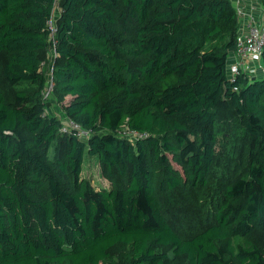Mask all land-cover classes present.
Segmentation results:
<instances>
[{"label":"trees","instance_id":"1","mask_svg":"<svg viewBox=\"0 0 264 264\" xmlns=\"http://www.w3.org/2000/svg\"><path fill=\"white\" fill-rule=\"evenodd\" d=\"M238 22L231 0H0V264H116L118 247L124 264H264V46L263 75L231 82ZM220 109L245 170L213 186ZM85 148L109 187L82 176ZM187 188L208 208L185 234L161 195Z\"/></svg>","mask_w":264,"mask_h":264},{"label":"rangeland","instance_id":"2","mask_svg":"<svg viewBox=\"0 0 264 264\" xmlns=\"http://www.w3.org/2000/svg\"><path fill=\"white\" fill-rule=\"evenodd\" d=\"M233 3V1L231 0ZM51 53L48 52V59L50 60ZM43 64V61H42ZM262 75H255L256 78ZM2 77L0 76V84L4 86L2 82ZM55 106V105H53ZM50 111L55 112V114H63L59 106L52 107L49 105ZM219 122L217 129V142L215 148V160L212 172L210 174L211 184L213 186L221 185L218 181V177L222 174L232 176L237 174H242L245 170V154L244 147L241 153L238 151L239 146H234L232 148L231 142L235 134H241L237 129V118L234 112L230 109L219 110ZM245 141V140H244ZM173 165L180 170V167L173 162ZM82 176L87 178L95 188H107L110 186V180L103 176L101 166L98 162L96 155H91L85 148L83 153V163H82ZM178 191L172 192L170 194H164L162 200L165 204L166 212L168 213L169 220L171 221L173 227L182 232L190 233L193 228L196 230L199 225H205L202 222L204 217V210H207V205L205 206L201 198L202 195L197 192L195 188H187V190L177 189ZM206 204V203H205ZM186 214H191V219L186 216ZM254 238H257L259 243L264 244V237L260 233H255ZM234 241L242 242L243 238L236 237ZM124 247H118L112 251L113 259L116 264H124L123 258Z\"/></svg>","mask_w":264,"mask_h":264},{"label":"built area","instance_id":"3","mask_svg":"<svg viewBox=\"0 0 264 264\" xmlns=\"http://www.w3.org/2000/svg\"><path fill=\"white\" fill-rule=\"evenodd\" d=\"M235 6L238 17V25L236 30L235 47L229 54L227 61V78L233 82L240 72H245L248 75L254 73V60L260 58L264 46V9L261 5L251 0H232ZM57 2V0H56ZM55 10L59 11L58 4ZM261 15L263 19L261 20ZM52 17L48 20L51 28V33H54L56 28L53 24ZM49 83L43 92V97L47 98L52 90V77L49 76ZM64 117V116H61ZM62 133H73L80 138L86 139L91 133V129L83 128L77 121L70 117H64L60 126ZM123 134L131 139L141 137L134 131H125Z\"/></svg>","mask_w":264,"mask_h":264},{"label":"crops","instance_id":"4","mask_svg":"<svg viewBox=\"0 0 264 264\" xmlns=\"http://www.w3.org/2000/svg\"><path fill=\"white\" fill-rule=\"evenodd\" d=\"M247 1V0H246ZM251 1H255L257 4L261 5L263 7V5L261 4V0H251ZM264 9V7H263ZM263 19L262 15H261V20ZM254 73H253V76L255 77V75H263V68H262V65H261V59L260 58H256L254 60Z\"/></svg>","mask_w":264,"mask_h":264}]
</instances>
